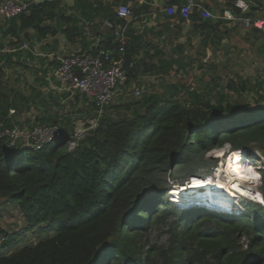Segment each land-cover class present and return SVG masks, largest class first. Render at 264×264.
Returning a JSON list of instances; mask_svg holds the SVG:
<instances>
[{
    "label": "trees",
    "instance_id": "16d2710c",
    "mask_svg": "<svg viewBox=\"0 0 264 264\" xmlns=\"http://www.w3.org/2000/svg\"><path fill=\"white\" fill-rule=\"evenodd\" d=\"M22 3L26 8L19 16L0 22V34L11 37L13 48L47 38L57 45L62 36L67 49L62 53L83 55L103 50L115 60L122 59L125 86H135L140 77L168 72L166 67L144 62L148 55L141 47V36L116 16L117 8L111 4L76 0L73 8L78 19L67 17L60 0ZM227 9L241 15L233 0L224 4L220 14ZM202 10L205 7L193 9L190 20L221 37V27L231 23H213ZM136 13L132 12V18ZM97 20L94 28H103L106 22L115 28L125 27L126 43L121 45L113 35L115 29L105 27L108 34L103 40L89 50H80L78 42L84 36L79 23ZM44 50L56 53L51 45ZM0 58H6L4 53ZM3 67L0 125L10 126L13 116L9 111L19 114L24 96L19 87L9 86ZM238 84L236 87L230 80L225 90L255 92L254 106L224 102L222 93L212 105L186 87L183 100L180 88L184 85L176 84L165 87L163 93L145 92L136 101L109 104L97 118L96 127L72 149L61 143L34 151L20 145L8 147L0 140V204L18 209L24 222L17 233H3L0 264H264V210L249 204L239 215L221 217L200 208L182 209L172 205L167 196L170 179L178 177L182 185L191 177L204 178L211 172L215 164L206 155L213 149L230 146L235 151L230 159L240 167L246 160L239 150L264 154L263 83L255 79L253 84L249 80ZM69 99L75 105L79 101L86 104L84 111L75 110L76 115L83 113L77 121L96 118V109L85 96L77 93ZM35 125L58 126L65 134L74 128L72 120L59 116H36ZM236 207L209 208L228 215ZM153 226L167 234V244L148 246L145 251L140 241ZM33 237L37 243H26Z\"/></svg>",
    "mask_w": 264,
    "mask_h": 264
},
{
    "label": "crops",
    "instance_id": "0c3cea01",
    "mask_svg": "<svg viewBox=\"0 0 264 264\" xmlns=\"http://www.w3.org/2000/svg\"><path fill=\"white\" fill-rule=\"evenodd\" d=\"M41 2L44 0H20V2ZM103 3L119 6H127L136 15L129 21L139 36L141 47L147 53L148 58L144 62L157 67H166L168 72L151 77H140V80H148L152 84L158 83L167 77H184L189 75L193 67L232 68L244 67L251 60L264 64V36L255 30H245L240 24H232L221 27L224 33L216 37L208 30H202L200 23L180 22L177 14L169 15L167 3H172L175 8L183 5L187 0H100ZM200 7H205L214 18L220 14L221 9L228 0H194ZM249 4V16L253 19H264V0H245ZM67 17L75 16L80 19L78 12L74 11L76 0H60ZM234 2V0H233ZM230 10V9H229ZM213 23L216 19L211 18ZM82 21V20H81ZM94 23L80 22L83 26L84 40L78 42L80 50L91 49L95 43L103 40L108 30L94 28ZM2 24H0L1 27ZM1 29V28H0ZM257 39V40H256ZM60 43L55 44L53 38L42 41L27 43L30 47L36 46L42 53H50L44 50L46 45H51L54 52L61 53L67 49L63 46L65 39L59 36ZM11 37H2L0 34V52L4 53L5 59L0 61L4 65L5 79L13 86L21 87L24 100L18 108L21 114H33L35 117H63L72 118L75 110L84 111L86 104L71 102L65 94L53 89L47 79L55 64L50 59H35L26 50L11 47ZM264 47V46H263ZM78 48V49H79ZM75 49H77L75 47ZM161 53L160 55L155 54ZM142 58V57H141ZM1 59V58H0ZM169 67V69H168ZM201 71L202 74L207 72ZM204 76V75H202ZM145 78V79H144ZM241 80H249L240 77ZM254 78L253 80H255ZM250 81V80H249ZM136 82V83H137ZM140 83V82H139ZM56 85V84H55ZM167 85V84H165ZM169 85V84H168ZM137 86V85H136ZM168 87V86H165ZM160 93L164 92V88ZM24 88V89H23ZM83 113L80 114L82 116ZM20 125V119L15 121Z\"/></svg>",
    "mask_w": 264,
    "mask_h": 264
},
{
    "label": "built area",
    "instance_id": "2783aa9c",
    "mask_svg": "<svg viewBox=\"0 0 264 264\" xmlns=\"http://www.w3.org/2000/svg\"><path fill=\"white\" fill-rule=\"evenodd\" d=\"M234 7L240 11V16H236L232 10H224L215 18L206 10H202L203 14L208 18L216 20L228 21L232 24H240L245 30H255L260 35L264 36V19H253L246 17L249 13V4L245 0H234ZM26 8V5L18 0H2L0 4V22H5L19 16ZM198 8L194 0H187L178 8V17L184 22H190V15L193 9ZM177 8L171 6L167 8L169 15L176 14ZM116 16L126 22L132 19V12L127 6H119L116 9ZM105 27L114 30L115 39L121 44L126 43L124 36V28L114 27L113 24L106 22ZM96 47V45H95ZM21 49L28 51L35 59H50L55 66L47 81L53 89L59 93L67 94L68 97H73L75 94L85 96L93 103L96 109V118L90 121H77L73 125L71 133L65 134L63 128L58 126H38L35 125V118L31 117L28 124L22 123L18 126L14 121H11L10 126L0 125V140L5 141L8 147H16L20 145L24 148H30L34 151L42 150L47 147L65 144L70 149L74 148L77 143L83 139L85 133L89 129L96 127L97 118L103 115L105 107L111 104L120 87H123L127 77L122 59L115 60L109 52L98 50L95 54H75V53H42L35 46L30 47L28 44H23ZM56 84V85H55ZM143 94V88L133 87L129 93L135 99H138ZM16 112L11 109L9 115L13 116ZM80 125L81 127H78ZM228 156L224 163L219 162L212 168L210 176L205 178L191 177L182 185L188 186L197 181L214 180L217 182V176L222 177V181H228L226 167L227 161L231 158L233 150L227 149ZM230 151V152H229ZM241 152V151H239ZM244 159L249 163H242L241 171L244 178L236 177V180L241 181L242 187L248 191L247 195H238L236 193L235 209H231L228 215L224 212H219L223 216H236L245 210L246 205H256L264 210V155L257 150H243ZM218 157L212 155V158ZM242 179L246 183L242 182ZM181 185V186H182ZM181 186L173 187L168 192L169 200L171 192ZM197 203H200L197 201ZM188 206L194 203H184ZM196 204V202H195ZM205 207H208L203 203Z\"/></svg>",
    "mask_w": 264,
    "mask_h": 264
},
{
    "label": "rangeland",
    "instance_id": "374dc122",
    "mask_svg": "<svg viewBox=\"0 0 264 264\" xmlns=\"http://www.w3.org/2000/svg\"><path fill=\"white\" fill-rule=\"evenodd\" d=\"M228 69H230V68H228ZM228 69H226V68H216V69L213 68L212 69L211 67L202 68L199 66L193 67L192 69H190L189 75H186L184 77H182V76L178 77V76L173 75L172 77H167L164 80L159 81L158 83H155V84H152L148 80L142 79L139 81L140 83L139 82H137V84L135 83L134 84L135 86H132V85L125 86L124 85L123 87H120L118 89L117 94L115 95L112 103L113 104H115V103L119 104V103H123L129 99L136 101V100H134L135 98H133L132 96L129 95V93L133 87H139V86H136L139 83L141 88H143V93L153 92V93L158 94V93H160V91L165 86L182 84L184 86L180 88V89H182L180 91L181 92L180 96L182 97L183 100L186 99L187 93H188L185 89V87H186L187 89H189V91L191 93L194 92L197 95H202L205 100H210L212 105H214L215 102L217 101L219 93H222V94H224V97H225L224 102H229V103L238 102L240 104L249 103L251 106H254L255 99L257 98V95L255 92H252V91L247 89L243 93L240 94V93H233V92H231V90H225V89H226V86L230 80L233 81V83L236 85V87H239L238 83L241 80L240 77H246V79L250 80L251 84L254 83V81H255V80H253L254 78L259 79L263 83V88H264V64H260L257 61L251 60V62L249 64H246L244 67L232 68L230 75H228L229 74ZM199 70H202L204 73L207 72L206 75L202 74L201 71H199ZM202 75H204V76H202ZM165 84H167V85H165ZM215 85H217L218 88H215ZM9 86H12L11 82H10ZM205 87H208V88L206 89ZM17 89L18 90L21 89V91H22L21 87H19ZM260 95H262L264 98V89L260 92ZM79 116L80 115H76V113L74 112L73 117L72 118L68 117V119H70V121L72 120V124L74 125L75 122H77L76 118H78ZM31 117L35 118V116L33 114H29V113L28 114H25V113L21 114V111L19 114L13 115V119H15V121L20 119V121H19L20 123H25ZM79 120L85 122V120H83V119H79ZM78 127H81V126L78 125ZM229 148H230V146L224 145L222 148L213 149L209 153H207L206 158L212 159V161L215 164L213 167H215L216 164L219 162L224 163V161L226 160V158L228 156L227 149H229ZM212 155H215V156L218 155V157L212 158ZM233 155H235V151L231 155V158L233 157ZM246 162L250 163L249 160ZM212 168L210 169L211 172H212ZM211 172L207 176H210ZM178 182H179L178 177L175 179H170L169 185L171 188H169V189H172L173 187L181 186V184H179ZM212 185H214V184H212ZM179 189H183V193H184L183 187L177 188L178 191H179ZM208 189H209V187H208ZM237 190L240 191L239 189H237ZM240 192L243 193L244 195H246V193H244L243 191H240ZM201 194H198V195L186 194L187 197H184V198L196 202L200 198L199 197L194 198L193 196H199ZM206 196L214 197L215 195L214 194H207ZM181 201H184V200H181ZM170 203L172 204L171 201H170ZM208 207H210V206H208ZM217 209L223 210V209H228V207H217ZM23 226H24L23 217L19 213L18 209H16L15 207H11L10 205L0 204V243H2L3 239H4L3 233H6L7 235H12L14 233H17L21 228H23ZM43 238H44V236H43ZM167 240H168L167 234L161 228L153 226V227L148 229L147 236L140 241V245L144 246V250L146 251L148 246H159V247L165 246L167 244ZM37 242H38V239L36 237H33L31 240L27 241L26 243H28L30 245H34ZM19 247H22V245Z\"/></svg>",
    "mask_w": 264,
    "mask_h": 264
},
{
    "label": "bare ground",
    "instance_id": "6f19581e",
    "mask_svg": "<svg viewBox=\"0 0 264 264\" xmlns=\"http://www.w3.org/2000/svg\"><path fill=\"white\" fill-rule=\"evenodd\" d=\"M240 151V150H239ZM243 150H241L242 152ZM243 156L244 153L242 152ZM235 156V155H233ZM253 158H250L249 161L251 162ZM245 160V159H244ZM242 167V164H241ZM241 167L237 164H234L230 159L227 161V167H226V171L228 174V177L226 178L228 181H222V177L221 176H217L218 180L217 182L214 180H206V181H197L192 185H182L181 187L184 188V193H183V189H179V191L176 189L173 190V192H171V199L170 201L172 203H195L192 200H188L184 197H187L186 194H201L199 196H193L194 198H200L198 200V202L200 203H204L207 206L210 207H228L232 208V207H236L237 206V202H236V193L238 195H244L243 193H241L240 191H243L244 193H248L247 189L245 187H242V183L241 181L236 180V177H241L244 178L241 171ZM244 179H242L243 183H246V181H244ZM210 181V182H208ZM206 182V183H205ZM211 184H214V189L213 190H207L208 187L211 186ZM180 188V187H179ZM237 189H239L240 191H238ZM206 192V193H205ZM186 193V194H185ZM177 196H176V195ZM207 194H214V199L210 200L208 196H206ZM230 194H234V197H230L228 195ZM186 199V200H185ZM184 200V201H181ZM197 202V201H196ZM210 202H213V204H211Z\"/></svg>",
    "mask_w": 264,
    "mask_h": 264
},
{
    "label": "clouds",
    "instance_id": "9594fccd",
    "mask_svg": "<svg viewBox=\"0 0 264 264\" xmlns=\"http://www.w3.org/2000/svg\"><path fill=\"white\" fill-rule=\"evenodd\" d=\"M170 191V190H169ZM168 191V192H169ZM168 201H169V197H168ZM170 202V201H169ZM172 205H175V203H173ZM175 206H177V207H180V208H182V209H188V208H200V209H202V210H205V211H207V212H210V213H214V214H216V215H220L221 217L223 216V215H221V214H219L216 210H214L213 208H209V207H205L204 205H203V203H197L196 202V204L194 203V205H190V206H188V205H186V204H184V203H177L176 202V205ZM226 217H228V216H226Z\"/></svg>",
    "mask_w": 264,
    "mask_h": 264
},
{
    "label": "water",
    "instance_id": "95a60500",
    "mask_svg": "<svg viewBox=\"0 0 264 264\" xmlns=\"http://www.w3.org/2000/svg\"><path fill=\"white\" fill-rule=\"evenodd\" d=\"M52 48H55V47H52Z\"/></svg>",
    "mask_w": 264,
    "mask_h": 264
}]
</instances>
